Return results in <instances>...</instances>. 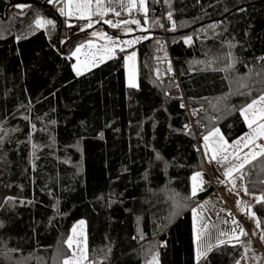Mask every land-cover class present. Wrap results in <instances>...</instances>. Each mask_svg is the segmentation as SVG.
I'll return each instance as SVG.
<instances>
[{
    "label": "trees",
    "instance_id": "obj_1",
    "mask_svg": "<svg viewBox=\"0 0 264 264\" xmlns=\"http://www.w3.org/2000/svg\"><path fill=\"white\" fill-rule=\"evenodd\" d=\"M164 2L175 29L165 40L150 14L131 87L124 57L75 72L86 37H69L65 0H0V264H64L81 219L89 264H236L250 246L243 235L196 260L192 207L209 191L192 195L204 161L183 101L206 109L205 134L248 130L241 112L264 94V0ZM242 173L264 196V156Z\"/></svg>",
    "mask_w": 264,
    "mask_h": 264
},
{
    "label": "crops",
    "instance_id": "obj_2",
    "mask_svg": "<svg viewBox=\"0 0 264 264\" xmlns=\"http://www.w3.org/2000/svg\"><path fill=\"white\" fill-rule=\"evenodd\" d=\"M65 11L72 12V16H65L66 22H67V28L68 29V35L69 37L72 35L80 34V37H86V39L77 46V48H80L79 52H76V49L74 51V64L77 62V59L79 55L84 58L86 54H84L86 49H89L88 46L92 40L96 43L100 42L102 40H105L109 43V45H112L110 41L100 35L93 36L92 33H100V34H106L107 37H111L112 40L118 41L121 47H124V51L126 52V55L124 56L125 60V70H126V81L127 84L130 85L131 83H134L136 86L138 81V45L141 41L147 39L148 37L152 36L151 28H150V14H149V0H100V3L102 5V9L105 10V15L103 17L100 16H92L91 21L89 19H80L75 14L76 13V3L78 0H65ZM95 2L96 0H93V8H95ZM119 12L120 15H116L115 13ZM112 21V24L104 23V21ZM99 21V22H97ZM132 21H139V24L132 23ZM92 23V27H87L89 23ZM118 25L117 27H113L112 25ZM83 29V30H81ZM127 41H137L134 44H131L130 46H127L124 44V42ZM114 48L113 52H109L108 56L110 58L115 57V51L120 50L119 47H116L115 45L112 46ZM107 51L103 52V55L95 60V65L93 67H85L82 66V68L79 70L80 74L96 67V65L101 64L104 62L105 53ZM132 53H135V58L133 61H128L127 56L131 55ZM108 58V59H110ZM107 59V60H108ZM136 68V75L135 70ZM129 69H131V75L129 76ZM77 73V71H75ZM139 84V83H138ZM261 96H264L262 94ZM260 96V97H261ZM256 98L254 100H259V98ZM253 100V101H254ZM252 101V102H253ZM250 102L249 104H251ZM248 104V105H249ZM247 105V106H248ZM247 106L245 108H247ZM244 108V109H245ZM264 109V103H258L254 106L253 109L249 110L247 113L243 112L242 110V116L245 120L246 126H248V130L241 136L238 137V139H234L233 141L226 140V136L223 133L222 129L220 127H214L211 131H209L205 136L208 137V140L204 141L203 144V151L201 155L203 156L204 166L203 170L197 171L193 174L195 176L197 173L202 174L203 184H200V178L198 177L195 181L197 186L196 193H199L203 191V187L206 184H211L212 187L207 193V195L194 207H192V217H193V228H194V241L196 246V229H195V219L198 214H202V217H204L206 220L211 222V219L213 217L222 219V212L220 213V210H218L217 202L216 200L220 199V202L224 201L223 193H226V195H229V198L233 199L236 202V194L232 192V190H237V188H243V192H245L246 183L244 179V175L242 173V170L248 165L250 162L252 163L253 160H251L249 163H246L244 165L243 169H240L239 171L233 170L231 175H226L228 170L230 168H233L235 165H238L240 163V160L245 157L246 154H249L251 152H257L259 153L261 151V148L264 147V137L255 139L253 142H248V137L253 135V129L256 128V124H253L252 127H249V120L253 118V112L257 114L256 119L258 123H264V120H260V110ZM248 117L246 119L245 117ZM243 138V140H242ZM241 140V144L239 146L236 145V141ZM226 142V145H225ZM244 142H248V147H244ZM227 146V151H221V149L225 148ZM215 155V159H211V162H209L210 157ZM227 156L228 158L222 159L223 156ZM239 157L240 159H237L236 157ZM259 155L256 157L258 158ZM193 176L191 178V187L193 189ZM234 181V184H233ZM248 194V192H246ZM226 198V197H225ZM209 202V203H208ZM249 202V201H248ZM208 203V206H204ZM240 204V203H239ZM201 206H204L203 209L199 208ZM242 209L244 207L242 205H238ZM208 209V210H205ZM199 210L198 213L195 215V211ZM216 210V212L214 211ZM224 217V216H223ZM203 218V219H204ZM220 219V220H221ZM87 221L85 219H81L77 221L75 224H73V227L71 229L70 237L67 238V244L68 241L71 240L72 244L70 248V255L65 258L69 262V264H89L88 261V226L86 225ZM234 235L236 238H240V234L236 232ZM223 241H232V239L223 240ZM69 246V245H68ZM194 246V247H195ZM204 252V251H203ZM195 255H196V247H195ZM86 257V258H85ZM64 260V261H65Z\"/></svg>",
    "mask_w": 264,
    "mask_h": 264
},
{
    "label": "rangeland",
    "instance_id": "obj_3",
    "mask_svg": "<svg viewBox=\"0 0 264 264\" xmlns=\"http://www.w3.org/2000/svg\"><path fill=\"white\" fill-rule=\"evenodd\" d=\"M113 45H109L108 42L105 40H102L98 43L90 42L88 48L86 49L84 54H86L83 57L79 55L77 62L72 66L75 71L80 70L82 66H85L87 68L93 67L95 65V60L103 55L104 51H107L105 53V58L103 59L106 61L109 55V48H112ZM73 54V53H72ZM74 56V54H73ZM135 75H136V68ZM131 75V69H129V76ZM138 77H139V70H138ZM137 77V78H138ZM139 83V78L137 81V85ZM217 114V113H214ZM218 115V114H217ZM243 188L240 189L237 188V190H232L233 193H237L236 196V202L229 198V195H226V193H223L224 201L220 202V199L216 200L218 210H220V213L222 212L220 218L211 219V222L206 220L204 217H202V214H198L196 216L195 221V229H196V260L197 259V251L198 249L200 251H204L205 253L213 248V246L221 244V242H226L223 240H228L229 238L232 239L231 242L239 240L242 238L243 235H241V229H243L244 232L251 235V244L246 250V252L239 258V260L236 262V264H252L253 261L256 259L257 255L260 252H264V227L260 225L259 218L256 215V213L253 211V203L256 201V198L258 196L254 194H246V192H243ZM226 197V198H225ZM249 201V202H248ZM209 203V202H208ZM204 205L205 207L208 206ZM240 203V204H239ZM238 205H242L244 209L239 207ZM204 206H201L199 208H202ZM208 210V209H205ZM216 212V210H214ZM199 210H196L194 213H198ZM224 216V217H223ZM204 218V219H203ZM221 219V220H220ZM235 221V223H234ZM238 232L240 234V238L235 240V236L232 234H235ZM203 257V256H202ZM201 258V257H200ZM199 258V259H200Z\"/></svg>",
    "mask_w": 264,
    "mask_h": 264
},
{
    "label": "snow or ice",
    "instance_id": "obj_4",
    "mask_svg": "<svg viewBox=\"0 0 264 264\" xmlns=\"http://www.w3.org/2000/svg\"><path fill=\"white\" fill-rule=\"evenodd\" d=\"M59 0H49V3H53L54 5L56 3H58ZM16 7H20V8H23L24 5H17ZM76 15L78 16V18L80 19H89V21H91V17L92 16H100V17H103L105 15V10L102 9V5L100 3V0H96L95 2V8H93V0H78V2L76 3ZM60 12L62 15H65V16H72L73 13L72 12H68V11H65V8H60ZM116 15H120L119 12H116L115 13ZM168 18L169 20H171V13H169L168 15ZM99 22V21H97ZM104 23H107V24H112V21H104ZM132 23H135V24H139V21H132ZM36 24L39 26V27H45L46 25H53L54 27V23L52 20H37L36 21ZM93 24L90 22L87 27H92ZM113 27H117L118 25H112ZM173 27V30L175 29V24L173 23L172 25ZM83 30V29H81ZM93 36H97V35H100V36H103L105 38H107L110 43L112 45H115L116 47H119L120 48V51H124V47H121L120 44L118 43V41H115V40H112L111 37H107L106 34H100V33H92ZM137 41H127V42H124L125 45L127 46H130L131 44H134L136 43ZM186 42H190V39L189 41H186ZM109 52H113L114 51V48H109L108 49ZM80 51V48H77L76 49V52H79ZM135 58V53H132L131 55L127 56V60L128 61H133ZM77 74L79 75L80 72L79 70H77ZM131 87H135L136 85L134 83H131L130 82V85ZM258 103H264V96H261L259 98V100H254L251 104H249L247 106V108L243 109V112L247 113L249 110L253 109L254 106ZM253 118L249 120V127H252L253 124H256V128L253 129V135L249 136L248 137V142H253L255 141V139L257 138H261V137H264V123H258L257 122V119H256V116L257 114L255 112H253ZM246 119H248L247 115L245 117ZM259 119L260 120H264V109H261L260 110V116H259ZM205 141L208 140V137L205 136L204 137ZM243 140V138H242ZM241 140H238L236 141V145L239 146L241 144ZM248 142H244V147H248ZM225 145H226V142H225ZM221 151H224L226 152L227 151V146L223 149H221ZM264 156V147L261 148V151L259 153L257 152H251L249 154H246L245 157L243 159L240 160V163L238 165H235L233 168H230L228 170V172L226 173V175H231L232 171L235 170V171H239L240 169H243L244 168V165L246 163H249L251 160H254L256 159L257 156ZM215 155H213L212 157H210V160L209 162H211V159H215ZM228 157L225 155L222 157V159H227ZM237 159H240L238 156L236 157ZM200 178V184H203V179H202V174L201 173H197L195 176H193V181H194V184H193V189H192V195L194 196L196 194V191H197V186H196V183L195 181L197 180V178ZM233 184H234V181H233ZM245 192H247V188H245ZM258 199H261V200H264V196L262 197H259ZM235 223V221H234ZM241 235H247L246 232L243 231V229H241ZM264 238V237H262ZM223 243V242H221ZM71 240L68 241V245L69 247H71ZM206 253L203 252V251H200L198 249L197 251V259H199L200 257L204 256ZM86 258V257H85ZM64 264H69V262L67 260L64 261Z\"/></svg>",
    "mask_w": 264,
    "mask_h": 264
},
{
    "label": "built area",
    "instance_id": "obj_5",
    "mask_svg": "<svg viewBox=\"0 0 264 264\" xmlns=\"http://www.w3.org/2000/svg\"><path fill=\"white\" fill-rule=\"evenodd\" d=\"M165 2L164 0H156V6L149 8V14L157 17L160 19L161 21V25H162V29H163V33L164 35L162 37H164L165 40H168V35L169 32L172 30V18L171 20H169L168 15L169 12L165 11ZM115 55L118 57H124L126 55V52H121L120 50H116L115 51ZM184 102V106L186 107L187 111H188V115H189V121L187 123V129H189L190 131H192L197 139V147L199 148V150L203 151V144H204V137H205V131H204V125L202 123V119H203V114L206 111L205 108H203L202 106H199L196 104H190L189 102H187V100L185 99ZM218 115L214 114V119H217ZM212 185L211 184H206L202 189L205 191H209L211 189Z\"/></svg>",
    "mask_w": 264,
    "mask_h": 264
}]
</instances>
